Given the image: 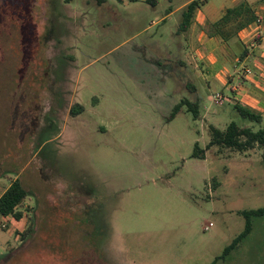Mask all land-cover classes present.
Returning <instances> with one entry per match:
<instances>
[{
    "label": "rangeland",
    "instance_id": "rangeland-1",
    "mask_svg": "<svg viewBox=\"0 0 264 264\" xmlns=\"http://www.w3.org/2000/svg\"><path fill=\"white\" fill-rule=\"evenodd\" d=\"M125 2L0 0V192L20 177L28 194L23 220L0 222V264H212L264 207L262 151L206 148L210 124L264 120L198 80L206 120L171 118L190 98L183 31L151 25L165 1ZM215 264H264V217Z\"/></svg>",
    "mask_w": 264,
    "mask_h": 264
},
{
    "label": "crops",
    "instance_id": "crops-1",
    "mask_svg": "<svg viewBox=\"0 0 264 264\" xmlns=\"http://www.w3.org/2000/svg\"><path fill=\"white\" fill-rule=\"evenodd\" d=\"M116 1L124 6L128 4L126 0ZM130 1L148 2L154 12L161 1H165L167 3L165 13L159 20L152 21L151 25L175 20L178 30L181 29L185 7L197 1L198 7L192 15L191 22L183 31L184 43L178 44L183 52V58L178 59L177 64L183 81L182 87L189 92L188 100L198 104L199 99L201 100V89L199 91L201 85H195L194 80L203 84L205 92L210 90V86L219 85L222 88L219 92L224 98L227 97L234 108L240 106L248 109L259 115L261 121L264 120V0H214L217 1L215 3L211 2L213 0ZM104 3H107V0ZM201 7L204 8L203 11ZM233 8L237 10L226 24L215 28L214 24L219 22L228 9ZM257 31L260 32L259 35H256ZM227 89L229 91L226 95L224 91ZM208 112L206 107L199 109L198 118L206 120ZM2 176L3 172H0V180ZM9 185L0 192V195ZM2 219L5 218H0V222Z\"/></svg>",
    "mask_w": 264,
    "mask_h": 264
},
{
    "label": "trees",
    "instance_id": "trees-1",
    "mask_svg": "<svg viewBox=\"0 0 264 264\" xmlns=\"http://www.w3.org/2000/svg\"><path fill=\"white\" fill-rule=\"evenodd\" d=\"M149 1V0H146ZM98 4L104 3L105 0H97ZM198 7V2L193 1L189 3L183 13L180 28L185 31L190 22L195 9ZM237 8L228 9L225 15L214 24L215 28L226 24L229 17L236 12ZM186 106L187 111L191 112L194 118L199 116V106L197 102H191L187 98L181 99L172 109L171 118H173L182 107ZM236 112L245 119L251 122L260 123L261 117L252 113L250 110L240 106L235 107ZM83 107L79 104H74L69 113L71 116L80 114ZM210 140L206 148L217 146L230 149L239 153H245L258 148L262 151L261 162L264 163V128L253 130L251 127H240L235 122H230L224 129H219L213 125L208 127ZM205 149L199 148L197 144L194 145L191 157L194 159H204ZM27 191L22 184L21 179L16 178L10 183L8 188L0 195V218H13L16 221H21L24 218L23 212L19 209L22 203L27 198ZM245 219L244 229L226 246L220 257L215 258L212 264H215L220 259H225L230 252L235 249L238 244L245 239L252 231V218L264 217V207L245 210L239 213ZM30 232V227L26 229L21 235L23 239L25 235Z\"/></svg>",
    "mask_w": 264,
    "mask_h": 264
},
{
    "label": "built area",
    "instance_id": "built-area-1",
    "mask_svg": "<svg viewBox=\"0 0 264 264\" xmlns=\"http://www.w3.org/2000/svg\"><path fill=\"white\" fill-rule=\"evenodd\" d=\"M259 34H260V32L257 31V32H256V35H259ZM213 100H214V103H215V104H217V105H222L223 102H224V97H223V95H222L221 93H216V94H214V96H213Z\"/></svg>",
    "mask_w": 264,
    "mask_h": 264
}]
</instances>
